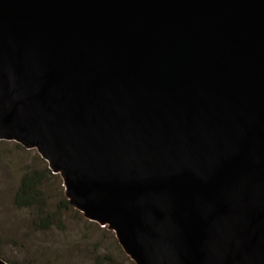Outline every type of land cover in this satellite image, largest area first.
Returning a JSON list of instances; mask_svg holds the SVG:
<instances>
[{
	"label": "water",
	"instance_id": "water-1",
	"mask_svg": "<svg viewBox=\"0 0 264 264\" xmlns=\"http://www.w3.org/2000/svg\"><path fill=\"white\" fill-rule=\"evenodd\" d=\"M0 141L133 264H264V0H0Z\"/></svg>",
	"mask_w": 264,
	"mask_h": 264
},
{
	"label": "rangeland",
	"instance_id": "rangeland-1",
	"mask_svg": "<svg viewBox=\"0 0 264 264\" xmlns=\"http://www.w3.org/2000/svg\"><path fill=\"white\" fill-rule=\"evenodd\" d=\"M44 167L34 150L0 141V260L7 264H133L112 232L88 222L68 205L58 176L49 177L42 188L54 221L48 230L31 224L32 210L13 207L21 175Z\"/></svg>",
	"mask_w": 264,
	"mask_h": 264
},
{
	"label": "trees",
	"instance_id": "trees-1",
	"mask_svg": "<svg viewBox=\"0 0 264 264\" xmlns=\"http://www.w3.org/2000/svg\"><path fill=\"white\" fill-rule=\"evenodd\" d=\"M52 176L57 175L51 174L47 166L41 170L25 171L18 181L12 198L15 209L32 210L31 224L41 231L48 230L54 222L52 214L47 211V201L42 191L43 185ZM63 207H66V203H63Z\"/></svg>",
	"mask_w": 264,
	"mask_h": 264
}]
</instances>
